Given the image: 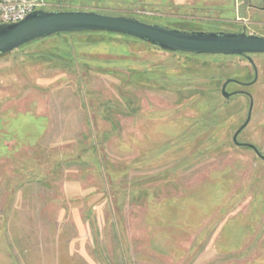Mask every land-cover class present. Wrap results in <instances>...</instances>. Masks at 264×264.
Wrapping results in <instances>:
<instances>
[{"label":"rangeland","instance_id":"374dc122","mask_svg":"<svg viewBox=\"0 0 264 264\" xmlns=\"http://www.w3.org/2000/svg\"><path fill=\"white\" fill-rule=\"evenodd\" d=\"M144 1L64 0L43 10L243 30L213 21L239 16L230 0L222 13ZM250 27L264 37V27ZM76 33L69 42L93 44L85 60L47 57L62 36L0 56V264H264V160L233 140L250 99L222 93L227 79L254 77L249 60ZM107 43L129 54L111 55ZM250 56L258 81L227 91L253 96L238 141L264 155V53Z\"/></svg>","mask_w":264,"mask_h":264},{"label":"water","instance_id":"95a60500","mask_svg":"<svg viewBox=\"0 0 264 264\" xmlns=\"http://www.w3.org/2000/svg\"><path fill=\"white\" fill-rule=\"evenodd\" d=\"M113 32L137 37L163 50L193 54L246 55L258 80V68L250 54L264 53V37L246 32H198L172 29L140 21L136 17L109 15L90 10H37L18 22L0 24V56L10 53L29 42L62 32ZM240 81L227 79L222 87L226 98L245 91L228 92L227 84ZM247 118L233 136L236 145L248 146L264 160L257 146L238 141L240 133L251 121L254 98L249 94Z\"/></svg>","mask_w":264,"mask_h":264},{"label":"trees","instance_id":"16d2710c","mask_svg":"<svg viewBox=\"0 0 264 264\" xmlns=\"http://www.w3.org/2000/svg\"><path fill=\"white\" fill-rule=\"evenodd\" d=\"M146 1V2H145ZM143 2V4H148L150 2H148L149 0H145ZM153 5V4H152ZM157 4L154 3V6H156ZM157 9V8H156ZM90 11H96V10H90ZM99 13H104V14H107L105 12H101V11H97ZM109 15H124V16H131V17H135L134 14H131L130 12L128 11H125V12H117V13H112V14H109ZM215 21V20H213ZM83 32H96V31H83ZM82 32V33H83ZM81 33V32H80ZM101 33V32H99ZM107 33H110V34H116V35H121V36H124V37H127V38H132V39H135V40H139V41H142L146 44H150V43H147L137 37H134V36H130V35H126V34H121V33H113V32H107ZM77 33H71V32H62V33H55L49 37H46V38H43V39H39L38 41H41V40H45V39H48V38H52V37H57L59 38L60 36H62V40H60V42H58L56 44L55 47H53V49L50 50L51 54L48 55V53H46L47 57L50 56V58H54L56 57L57 60H70L71 62L76 58L80 59V60H85L83 59V57H80L81 56V53L84 52V51H87L85 49H88L87 53L89 52V49L90 48H93L92 47V43H85L83 44L81 41H72V42H69L71 39V37L73 35H76ZM74 42V43H73ZM95 45L98 46L99 43H94ZM150 45H153V44H150ZM103 46H106L105 48L108 49V52H111L110 54L111 55H128L129 53L128 52H125V47H122L121 45H115L113 43H107V44H104ZM109 46V47H108ZM155 46V45H153ZM155 47H158V46H155ZM159 48V47H158ZM120 50V52H119ZM124 50V51H122ZM116 51V52H115ZM119 52V53H117ZM86 52L84 54L88 55ZM61 58V59H60ZM94 61V60H92ZM99 62V61H97ZM103 63V65L105 66H110L111 63H113V60H111L110 58L109 59H103L101 61ZM87 63V62H86ZM145 73V72H144ZM254 78V77H253ZM253 78H251V80H253ZM248 147V146H246ZM250 148V147H248ZM252 149V148H251ZM254 150V149H253ZM255 151V150H254ZM258 155V154H257ZM261 158V157H260Z\"/></svg>","mask_w":264,"mask_h":264},{"label":"flooded vegetation","instance_id":"af4514ba","mask_svg":"<svg viewBox=\"0 0 264 264\" xmlns=\"http://www.w3.org/2000/svg\"><path fill=\"white\" fill-rule=\"evenodd\" d=\"M230 2H231V4L235 5L234 10L239 12V16H236L235 18H219V19H214V20L215 21L220 20V21L225 22V23L229 22V23H233V24L240 23L243 25V30L241 32H246L248 34L257 35L256 31L249 32L248 28H249V26L257 27V29L264 27V0H240L239 6H237L236 1L233 2V0H230ZM216 11L219 13H222L221 11H218V10H216ZM250 55H252V54H250ZM243 56L247 58L246 55H243ZM251 66H252V64H251ZM254 77H255V72H254ZM229 79H232V78H229ZM253 80H254V78H253ZM253 80H250L248 82H243V81L238 80L241 83H238V82L237 83L239 84V87H247L249 85L255 84L258 81L257 80L253 84H248ZM228 84H227V86H228ZM242 90L245 91L244 89H238L235 91H242ZM235 91H232V92H235ZM245 92L246 93H241V94H245L248 97H249V94L251 95L250 92H247V91H245ZM249 99H250V97H249Z\"/></svg>","mask_w":264,"mask_h":264},{"label":"built area","instance_id":"2783aa9c","mask_svg":"<svg viewBox=\"0 0 264 264\" xmlns=\"http://www.w3.org/2000/svg\"><path fill=\"white\" fill-rule=\"evenodd\" d=\"M64 0H0V24L18 22L28 14L43 10L47 5L60 6Z\"/></svg>","mask_w":264,"mask_h":264},{"label":"crops","instance_id":"0c3cea01","mask_svg":"<svg viewBox=\"0 0 264 264\" xmlns=\"http://www.w3.org/2000/svg\"><path fill=\"white\" fill-rule=\"evenodd\" d=\"M177 6L181 7H187V8H203V7H208L212 8L214 10H221L222 6L224 5V2L222 0H205L202 4V6H198L195 3V0H172Z\"/></svg>","mask_w":264,"mask_h":264}]
</instances>
